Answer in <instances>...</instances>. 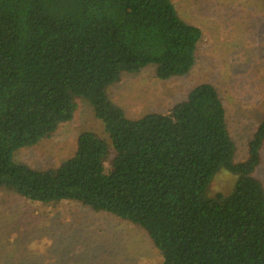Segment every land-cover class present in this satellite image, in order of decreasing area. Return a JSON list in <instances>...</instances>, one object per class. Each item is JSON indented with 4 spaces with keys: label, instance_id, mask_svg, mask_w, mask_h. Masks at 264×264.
Wrapping results in <instances>:
<instances>
[{
    "label": "trees",
    "instance_id": "obj_1",
    "mask_svg": "<svg viewBox=\"0 0 264 264\" xmlns=\"http://www.w3.org/2000/svg\"><path fill=\"white\" fill-rule=\"evenodd\" d=\"M202 29L172 0H0V188L30 201L74 200L145 231L162 264H264V119L236 161L225 103L203 83L169 112L130 119L109 89L155 65L188 75ZM91 101L109 141L86 131L55 168L14 161ZM236 177L211 193L218 174Z\"/></svg>",
    "mask_w": 264,
    "mask_h": 264
},
{
    "label": "rangeland",
    "instance_id": "obj_2",
    "mask_svg": "<svg viewBox=\"0 0 264 264\" xmlns=\"http://www.w3.org/2000/svg\"><path fill=\"white\" fill-rule=\"evenodd\" d=\"M179 15L202 29L196 64L184 77L160 80L155 65L125 73L109 95L130 119L169 112L203 83L222 96L228 125L237 144L236 161L248 157V144L264 119V0H172ZM73 120L33 147L20 148L14 161L35 169L55 168L73 157L86 131L109 141L91 101L78 98ZM262 162L255 176L264 184ZM236 177L222 170L212 195L229 193ZM0 264H162L144 230L74 200L51 204L0 188Z\"/></svg>",
    "mask_w": 264,
    "mask_h": 264
}]
</instances>
